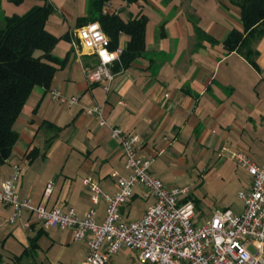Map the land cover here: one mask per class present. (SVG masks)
<instances>
[{
  "label": "crops",
  "instance_id": "crops-1",
  "mask_svg": "<svg viewBox=\"0 0 264 264\" xmlns=\"http://www.w3.org/2000/svg\"><path fill=\"white\" fill-rule=\"evenodd\" d=\"M25 1L22 12L9 14L5 6L16 3L0 0V27L6 17L43 4ZM48 2L54 5V0ZM83 2L77 19L86 16L88 1ZM103 11L124 22L145 17L144 50L105 93L85 75L97 59L61 40L51 52L58 63L50 88L34 87L13 125L17 142L0 164V182L16 164L22 171L20 199L46 209L73 207L83 216L93 206L82 183L85 177H93L100 189L113 194L117 188L111 174L126 175L120 147L110 137L109 126H116L138 134L137 155L153 159L149 174L166 185L197 178L196 187L189 185L197 219L227 209L241 213L242 203L237 206L229 192L233 189L238 198L251 179L218 153L224 147L264 163V34L250 44L256 53L253 67L223 47L232 30H243L240 9L231 0H121L118 5L108 0ZM75 30L69 28L62 36ZM127 42L120 35L118 48L123 51ZM53 89L77 96L78 103L70 108L59 105L49 97ZM92 105L102 107L108 127L84 113ZM48 183L53 187L45 197ZM136 201L144 205L140 216L131 220ZM152 203L137 192L121 207L122 220H139ZM95 208L102 220L104 204ZM9 215L10 209L0 204V264H82L86 246L73 241L71 230L45 229L27 214L9 225ZM27 221L29 227L24 226ZM133 260L138 264L136 255ZM110 264H116L113 258Z\"/></svg>",
  "mask_w": 264,
  "mask_h": 264
},
{
  "label": "built area",
  "instance_id": "built-area-1",
  "mask_svg": "<svg viewBox=\"0 0 264 264\" xmlns=\"http://www.w3.org/2000/svg\"><path fill=\"white\" fill-rule=\"evenodd\" d=\"M98 27L93 28V26ZM73 49H83L97 59V64L85 70L87 82L101 85L105 93L119 72L122 50H110V40L97 22L88 23L68 33ZM101 53L109 59L105 60ZM118 65L120 69L113 71ZM49 97L70 108L78 103L77 96L61 91H49ZM87 116L100 127H108L102 107L88 106ZM111 139L117 141L124 159L126 175L113 172L116 191L108 194L97 181L87 176L82 183L90 193V207L79 216L73 207L55 206L46 209L32 205L30 199H20L18 183L21 168L14 164L11 174L0 182V204L10 209L9 225H15L26 214L45 229H69L75 242L84 243L86 252L82 264H109L121 250L136 255L138 264H264V163L253 162L242 151L219 150L218 156L228 158L245 170L251 182L237 196L242 212H214L208 219L196 218L195 204L189 185L168 186L149 174L152 158L137 155L140 138L136 133L123 132L109 126ZM48 183L44 196L51 194ZM138 192L143 199H153L143 216L136 221H123L120 209ZM104 204L102 220L97 218L96 205ZM27 221L24 226L29 227Z\"/></svg>",
  "mask_w": 264,
  "mask_h": 264
},
{
  "label": "trees",
  "instance_id": "trees-1",
  "mask_svg": "<svg viewBox=\"0 0 264 264\" xmlns=\"http://www.w3.org/2000/svg\"><path fill=\"white\" fill-rule=\"evenodd\" d=\"M16 4L24 0H13ZM33 6L23 15L6 17L0 30V164L11 155L17 142L13 125L34 87L48 90L58 63L51 52L61 41H69L68 33L56 37L46 30L54 12L48 0ZM85 17L78 18L76 27L97 22L110 40V50L118 48L119 36L128 38L120 59L122 67L144 50L145 17L124 22L118 15L103 11L108 0H87ZM240 9L242 31L232 30L223 43L228 53L235 52L255 67L256 53L250 49L255 38L264 34V0H231ZM65 62V61H64ZM120 67L116 64L113 71Z\"/></svg>",
  "mask_w": 264,
  "mask_h": 264
},
{
  "label": "rangeland",
  "instance_id": "rangeland-1",
  "mask_svg": "<svg viewBox=\"0 0 264 264\" xmlns=\"http://www.w3.org/2000/svg\"><path fill=\"white\" fill-rule=\"evenodd\" d=\"M121 0H113V4H120ZM84 6L83 0H54V12L49 17L47 23H46V30L49 33H52V35L58 37L62 36L67 29L70 28V30H75L76 27V19L79 16L80 8L81 6ZM5 10L9 14L11 13H20L22 12L25 7H27L26 1H22L19 4H11L5 6ZM19 7V8H18ZM84 8V7H83ZM4 23H2V26L0 27V30L4 28ZM190 174V173H189ZM194 176H192V179L190 181H185L183 183H176L175 185L181 186L182 184H188L192 186L193 188L196 187L194 185V181L197 179ZM189 179V176H188ZM229 197L232 198V200H235V203H237V206L241 204V201L239 198H236V192L232 189L229 192ZM240 201V202H238ZM144 204L142 202L136 201L132 207H131V213H130V219L135 220L140 216V212L142 210V206ZM52 256L55 257H61V254L57 252H53ZM135 257V254L128 250H122L121 252L113 257L116 264H134L133 258ZM110 264V263H109Z\"/></svg>",
  "mask_w": 264,
  "mask_h": 264
},
{
  "label": "clouds",
  "instance_id": "clouds-1",
  "mask_svg": "<svg viewBox=\"0 0 264 264\" xmlns=\"http://www.w3.org/2000/svg\"><path fill=\"white\" fill-rule=\"evenodd\" d=\"M98 27V25L93 26V28ZM105 60H108L109 57L105 53H101Z\"/></svg>",
  "mask_w": 264,
  "mask_h": 264
}]
</instances>
